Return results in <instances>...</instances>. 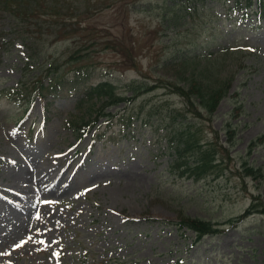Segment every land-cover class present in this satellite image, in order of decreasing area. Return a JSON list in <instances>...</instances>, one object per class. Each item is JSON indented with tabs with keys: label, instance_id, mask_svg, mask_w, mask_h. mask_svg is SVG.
<instances>
[{
	"label": "rangeland",
	"instance_id": "1",
	"mask_svg": "<svg viewBox=\"0 0 264 264\" xmlns=\"http://www.w3.org/2000/svg\"><path fill=\"white\" fill-rule=\"evenodd\" d=\"M44 1L25 0L28 18L9 34L11 19L27 16L0 14V92L32 85L41 69H59L68 80L76 69L97 70L80 90L36 98L24 120L23 107L2 94L0 264H264V19L243 18L234 0H94L99 11L82 27L95 45L78 50L87 57L76 61L75 38L59 36L75 21V3L53 15ZM173 13L188 25L176 30ZM208 33L216 35L209 51L243 45L252 54L181 64L206 53ZM33 53L41 56L37 69L25 67ZM100 80L128 97L132 81L149 90L131 106L107 109L128 113L102 125L100 132L109 130L91 149L96 133L79 141L68 121L88 119L89 105H77ZM220 84L227 92L207 110ZM177 142L185 151L175 166ZM206 152L210 167L196 178L186 164ZM188 218L220 232L194 245L193 232L169 224ZM231 218L239 219L234 226L226 224Z\"/></svg>",
	"mask_w": 264,
	"mask_h": 264
},
{
	"label": "trees",
	"instance_id": "2",
	"mask_svg": "<svg viewBox=\"0 0 264 264\" xmlns=\"http://www.w3.org/2000/svg\"><path fill=\"white\" fill-rule=\"evenodd\" d=\"M41 1L40 4L45 2L44 0H35V2ZM94 0H51L49 3V12L52 13L53 15H61L62 10L66 9L70 11L69 7L73 3H75L73 9L74 13H71V18H75L74 20H71V24L68 25V28L71 27L73 24L75 25V28H71L68 30V28H63L59 36H66L68 35L70 38H75V54L81 53L82 49H87L86 54H88V50L93 49V46L95 45V41L91 38L89 35H84L83 31H85L87 28L82 27V23L87 20V18L93 16L96 14L99 9L97 10L96 4L93 3ZM166 1V0H165ZM248 3V6L251 5L252 0H246ZM39 3V2H38ZM242 3V0H237V5L239 6ZM27 3L25 0H0V14L3 11L6 13H11L12 15L17 14L21 18H25L29 13V11L25 10L23 8V5H26ZM39 4V5H40ZM69 6V7H68ZM40 7V6H38ZM184 7H187V5H184ZM195 8V7H194ZM259 13H260V19L264 17V4L263 1L260 0V6H259ZM175 14V13H173ZM194 14V10H193ZM243 16H249V14L245 13ZM1 17V15H0ZM28 16L25 19L18 20V19H11L12 22L15 24H10V32H15L13 29L14 26H18L19 22H22L26 20ZM181 18V19H179ZM69 20V19H68ZM182 22V23H177V22ZM183 25H188L187 22L183 21V17H180L179 14H175V22L171 24L176 30L178 29L179 26ZM67 27V25L65 26ZM67 30V31H66ZM191 29L190 31H192ZM206 31V29L204 30ZM178 33H182V31H178ZM9 34V33H8ZM214 35V34H213ZM193 38L187 42V46H192L196 44V40ZM72 43H73V39ZM92 42V43H91ZM89 45V46H88ZM82 48V49H81ZM79 50V53H78ZM32 53V52H31ZM245 53V54H251L249 53L248 47L245 46H235L231 48H223L216 53H213L209 56H200V57H186L185 60L181 61V64L186 63V62H192L196 60H217L216 58H220L222 56H227V55H233L236 56V54L239 56L240 54ZM75 54L74 56L70 59V61L74 62L75 61ZM86 54H79L76 57V61H79L82 58L87 57ZM122 54V53H119ZM41 56L36 55L35 53L29 54L28 59L25 62L27 67L28 65H33V69H37L38 67L36 66V62L39 60ZM215 58V59H214ZM125 60V59H124ZM123 60V61H124ZM42 64L40 63V66ZM46 66H43V68ZM53 67V64L51 65ZM42 68V67H41ZM97 70L96 67H82L76 69L74 73L72 74V79L68 82L67 81V76L61 74V71L59 69H41L39 71V75L36 76L34 82L32 85H26L25 80L19 82L16 86L11 87V88H6L3 89V92L8 93L10 98H15L17 101L18 105L25 106L26 110L33 106L34 100L36 97H40L42 99H46V97L49 94H58L60 91H62L64 88L69 87V88H75L76 86H82L83 81H85L86 77L88 78L89 76L94 73V71ZM235 72L233 73L231 79H230V84L232 80L234 79ZM84 83V82H83ZM92 87V90L90 93L87 95V98L82 101L78 108L79 110H82L84 107V103H87L89 105L88 108V113H90L88 116V119L85 117H77L72 116L69 118V125L74 130V134L82 139L88 132H90L93 128H98L100 125H98V122L100 119H105V122L110 125L113 123L117 117H120L121 119H124L126 111V107L123 110H118L116 113H111L108 112L107 109L118 106L121 103H125L126 106L132 105L133 102L136 100L139 94H142L143 91H148L149 89H146V85L144 81H132L130 84L127 86V90H130L133 92V95L128 97L125 95L123 91H119V88L114 85L113 83L110 82H99L97 85H94L95 83H90ZM175 85V84H174ZM166 87L170 89V91L174 92L178 96L182 97L185 106H188L189 104L192 103V96L188 94L187 91H184L183 89H179L176 85L175 87H172L171 84H166ZM228 89L227 87H224L222 89V84H220L219 88H215L214 92H210L208 94V100L205 102V105L203 104L204 108L209 109V105L214 101V105H211V107H214L216 103L219 102V100L226 94ZM203 97V96H202ZM98 106V108H96ZM128 108V107H127ZM128 113V112H127ZM93 114H96L93 116ZM129 121H131V117H129ZM100 128V127H99ZM98 128V129H99ZM262 140V139H261ZM187 143V142H186ZM185 145L181 144L180 142H177L176 145H174L173 149H175L176 153V161L174 165H178L179 162L183 159V153ZM201 161L195 162L194 164H187L186 169L190 172L191 175L195 176L196 178L201 176L207 170V167H210V162H211V154L210 153H205L204 158L200 159ZM257 205L253 204L251 206V209L256 208ZM248 212H250V210ZM237 219H229L226 224L233 225L234 222H237ZM176 224L180 229L187 227L190 230H193L197 233V238L200 239L204 235L207 234H215L220 232L219 225L218 224H213L212 222L206 221V220H193V219H186V220H180L177 221Z\"/></svg>",
	"mask_w": 264,
	"mask_h": 264
},
{
	"label": "snow or ice",
	"instance_id": "3",
	"mask_svg": "<svg viewBox=\"0 0 264 264\" xmlns=\"http://www.w3.org/2000/svg\"><path fill=\"white\" fill-rule=\"evenodd\" d=\"M41 243H44L43 241Z\"/></svg>",
	"mask_w": 264,
	"mask_h": 264
}]
</instances>
